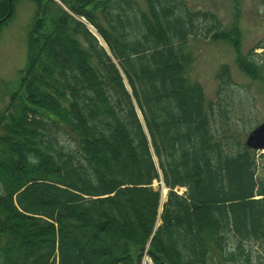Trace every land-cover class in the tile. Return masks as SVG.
Segmentation results:
<instances>
[{"label": "trees", "instance_id": "obj_1", "mask_svg": "<svg viewBox=\"0 0 264 264\" xmlns=\"http://www.w3.org/2000/svg\"><path fill=\"white\" fill-rule=\"evenodd\" d=\"M37 1L24 92L0 111V264H141L148 246L156 264H207L214 249L264 264V153L220 103L218 121L188 47L227 40L257 76L264 41L244 53L237 23L186 0H64L106 47L62 5L49 25L55 0ZM13 3L0 0V26ZM217 76L233 82L227 62Z\"/></svg>", "mask_w": 264, "mask_h": 264}, {"label": "rangeland", "instance_id": "obj_2", "mask_svg": "<svg viewBox=\"0 0 264 264\" xmlns=\"http://www.w3.org/2000/svg\"><path fill=\"white\" fill-rule=\"evenodd\" d=\"M186 1L193 9L201 8L214 11L223 25L237 23L242 32V51L244 53H249L257 44L264 41V0ZM55 2L51 3L54 8L47 14L49 25L58 14V4L76 16L82 17V15L75 13L64 0H55ZM139 2L143 8L147 7L146 0H139ZM12 9L13 12L9 19L0 26V111L4 110L10 103L14 91L24 92L21 78L28 60V31L37 13L38 1L14 0ZM87 24L92 31L100 36V41L108 47L97 28L91 23ZM188 47L194 56L189 75L202 83L208 98L214 101L218 121L220 122V108L218 107L220 103L226 107V112L229 115L228 121L232 124V129L236 130L243 139H246L247 133H242V131L239 133L246 118H251L255 122L264 120L263 48H254L255 51L260 53L259 58L263 61V66L259 75L253 76L244 72L239 66L237 51L227 40H212L200 33L191 36ZM225 62L230 65L233 79L228 88L221 87V81L217 76L221 64ZM0 131H2L1 119ZM263 153L264 148L257 149V155L261 161ZM258 171L259 173L263 171L262 162L259 163ZM153 184L156 188L162 190L161 213L163 202L167 199L169 187L165 185L162 174L160 179H154ZM164 186L167 187L166 192L163 190ZM177 187L181 192L186 189V186ZM161 222L162 219L159 215L158 224ZM148 247L143 254L141 264H156L149 253ZM254 249H256V246H254ZM207 264L229 263L219 251L214 249V254L208 259Z\"/></svg>", "mask_w": 264, "mask_h": 264}, {"label": "water", "instance_id": "obj_3", "mask_svg": "<svg viewBox=\"0 0 264 264\" xmlns=\"http://www.w3.org/2000/svg\"><path fill=\"white\" fill-rule=\"evenodd\" d=\"M246 142L253 148H264V120L257 123L247 134Z\"/></svg>", "mask_w": 264, "mask_h": 264}, {"label": "bare ground", "instance_id": "obj_4", "mask_svg": "<svg viewBox=\"0 0 264 264\" xmlns=\"http://www.w3.org/2000/svg\"><path fill=\"white\" fill-rule=\"evenodd\" d=\"M163 190L166 192L167 191V187L164 186ZM166 195V194H165Z\"/></svg>", "mask_w": 264, "mask_h": 264}]
</instances>
